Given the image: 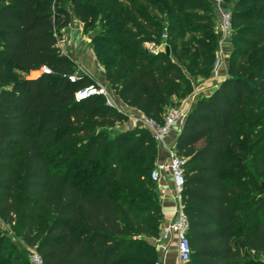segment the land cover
I'll return each mask as SVG.
<instances>
[{
  "label": "trees",
  "instance_id": "trees-1",
  "mask_svg": "<svg viewBox=\"0 0 264 264\" xmlns=\"http://www.w3.org/2000/svg\"><path fill=\"white\" fill-rule=\"evenodd\" d=\"M102 1L122 18L103 81L156 123L192 92L179 61L191 55L186 69L210 75L217 50L207 0H171L175 18L153 0H0V221L42 264L157 263L150 240L163 216L149 178L156 144L141 128L111 137L128 117L102 96L75 100L93 83L82 74L68 81L75 65L57 42L70 23L64 3L83 22ZM222 1L232 29L226 77L195 102L174 142L188 264H264V197L249 200L250 182L229 155L252 140L254 113L264 110V0ZM186 35L195 39L174 61ZM161 42L168 56L143 48ZM43 67L50 73L28 78ZM0 264H28L1 229Z\"/></svg>",
  "mask_w": 264,
  "mask_h": 264
},
{
  "label": "rangeland",
  "instance_id": "rangeland-1",
  "mask_svg": "<svg viewBox=\"0 0 264 264\" xmlns=\"http://www.w3.org/2000/svg\"><path fill=\"white\" fill-rule=\"evenodd\" d=\"M156 6L162 11L163 17L175 18L173 8L170 5L171 0H153ZM211 5L212 13L215 18V23L218 17L219 10H221L222 0H207ZM69 12L70 23L67 27L60 31L57 36V42L62 52L69 56V59L75 65V73L81 74L84 70L81 68L80 58L86 59L88 63H94L103 70L102 62L105 60L113 59L114 53L117 51L116 43L121 37L119 33V25L122 21L120 17V9L111 7L108 2H98L95 6H91L88 10L86 19L81 22L77 19L74 12L69 7L68 3L63 4ZM225 10H229L227 7ZM194 37L186 35L183 41L176 49V53L171 58L176 61L178 55L185 52L194 41ZM218 47V44H217ZM225 47V55L229 56L230 53V41L227 39L223 42ZM143 48L148 52H164L165 45L163 42L159 46H153L150 44H144ZM101 51L100 56H97L95 51ZM81 53V55H80ZM192 60V56H187L179 64L188 77L192 91L195 87H198L201 83L209 81L212 76L199 74L192 70H187V66ZM226 60V57H225ZM80 70V71H79ZM36 75H31V79H35L40 75V72H33ZM85 73V72H84ZM86 74V73H85ZM92 82V81H91ZM106 92L110 100L114 103L115 93L108 89V86L104 85ZM184 100V99H183ZM182 100V101H183ZM176 102V100H174ZM172 108V107H171ZM170 109V108H169ZM138 114V113H137ZM253 130L249 132L251 141H246L242 148H231L229 155L235 159L233 170H237L245 181H249L248 194L250 201H255L264 197V164H258L260 160L264 159V110H260L254 113L253 116ZM132 128H141L147 131L142 126L132 125ZM131 128V129H132ZM246 128V126H245ZM125 125H116L112 130H109L110 136L113 137L115 133L124 131ZM257 138V140H255ZM252 142V143H251ZM260 152L256 155V152ZM253 155H256L253 157ZM246 157H251L252 161L247 162ZM256 164V165H255ZM258 164V166H257ZM261 188V191L257 187ZM0 229L5 233L8 245L17 252H22L28 259L30 254L28 248L16 237L10 230V226L0 221ZM166 253H169V247L166 248ZM29 264V262H28Z\"/></svg>",
  "mask_w": 264,
  "mask_h": 264
},
{
  "label": "built area",
  "instance_id": "built-area-1",
  "mask_svg": "<svg viewBox=\"0 0 264 264\" xmlns=\"http://www.w3.org/2000/svg\"><path fill=\"white\" fill-rule=\"evenodd\" d=\"M214 30L217 36L218 47L214 54L211 72L212 75L216 76L218 69L223 65L222 44L224 41L229 39L232 31L231 15L228 10H219ZM162 38H164V36ZM33 72L29 73L28 78H32L31 75ZM37 72H40V75L42 73H50L44 67L38 70ZM81 74L90 79L93 84L87 88L78 91L74 96L75 100L84 99L92 95L102 96L107 106L112 107L120 112L115 103L110 100L108 93L106 92L104 86L101 83L94 81L89 75L85 74L83 71H81ZM76 76L77 74L74 73L67 79L69 82H74L76 80ZM186 114L187 110L185 109L183 103H180L177 107H173L167 110L161 123L154 122L151 118L144 116L141 112H138L137 116L131 117L130 121L133 125L142 126L144 129H146L157 146L163 144L165 136L169 133L172 128L175 127L180 129L186 117ZM182 166V159H180L176 155L174 151V144L170 143L168 146L165 147L164 165L161 167H154L149 175V178L152 182L158 183L160 179V170L165 169L171 178V195L175 202V212L172 219L169 220L167 224L161 228L157 240L158 242H161L162 250L164 253H166L168 241L174 239L177 253L176 264H188L191 254V249L187 239V219L183 213L182 206L180 204V197L182 194V186L184 182ZM29 253V264H42L40 257L35 253V251L31 250ZM156 264L160 263L157 262Z\"/></svg>",
  "mask_w": 264,
  "mask_h": 264
},
{
  "label": "crops",
  "instance_id": "crops-1",
  "mask_svg": "<svg viewBox=\"0 0 264 264\" xmlns=\"http://www.w3.org/2000/svg\"><path fill=\"white\" fill-rule=\"evenodd\" d=\"M224 51L225 47H223L222 44L223 65L218 69L217 75H212L209 81L203 82L198 87H195L193 91L181 102L183 103L187 112H189L193 108L197 100H199L201 97L208 96L212 92V90L220 83V81L226 77L228 55L226 56ZM80 64L82 65L81 68L84 70V72L89 75L94 81L101 83L103 86L105 85L103 81V70L99 66L94 65V63H88V61L86 59L84 60L82 57L80 58ZM114 103L120 110V112L128 117V121L124 124L125 130L131 129L133 127V124L130 121V118L133 116H137V113L139 111L124 106L116 95L114 98ZM179 130L180 129L175 127L172 128L169 133L165 136L163 144L156 146V160L154 163L155 167H161L164 165L165 147L168 146L170 143L174 144ZM156 186L159 193L161 214L163 216V220L160 225V227L162 228L167 224L169 220L172 219L175 212V202L171 195V178L165 169L160 170V179L158 183H156ZM150 243L155 249L158 263L176 264L177 253L174 239L168 241V254L163 252L161 242H158L157 239L150 240Z\"/></svg>",
  "mask_w": 264,
  "mask_h": 264
},
{
  "label": "water",
  "instance_id": "water-1",
  "mask_svg": "<svg viewBox=\"0 0 264 264\" xmlns=\"http://www.w3.org/2000/svg\"><path fill=\"white\" fill-rule=\"evenodd\" d=\"M221 8H222V9H226V6L222 4V5H221ZM164 52H165V54H166L167 56L169 55V50H168L167 47L165 48Z\"/></svg>",
  "mask_w": 264,
  "mask_h": 264
},
{
  "label": "bare ground",
  "instance_id": "bare-ground-1",
  "mask_svg": "<svg viewBox=\"0 0 264 264\" xmlns=\"http://www.w3.org/2000/svg\"><path fill=\"white\" fill-rule=\"evenodd\" d=\"M32 75L34 76V75H36V73H32Z\"/></svg>",
  "mask_w": 264,
  "mask_h": 264
}]
</instances>
